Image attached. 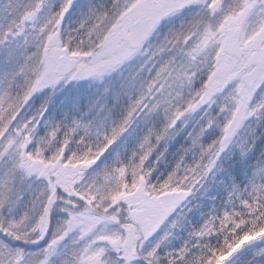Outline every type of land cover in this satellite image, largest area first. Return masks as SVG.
<instances>
[{"label":"snow or ice","instance_id":"snow-or-ice-1","mask_svg":"<svg viewBox=\"0 0 264 264\" xmlns=\"http://www.w3.org/2000/svg\"><path fill=\"white\" fill-rule=\"evenodd\" d=\"M0 264H264V0H0Z\"/></svg>","mask_w":264,"mask_h":264}]
</instances>
